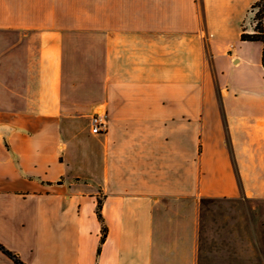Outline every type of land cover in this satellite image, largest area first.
<instances>
[{
  "label": "crops",
  "instance_id": "obj_1",
  "mask_svg": "<svg viewBox=\"0 0 264 264\" xmlns=\"http://www.w3.org/2000/svg\"><path fill=\"white\" fill-rule=\"evenodd\" d=\"M255 1L0 0V245L24 264H264Z\"/></svg>",
  "mask_w": 264,
  "mask_h": 264
},
{
  "label": "trees",
  "instance_id": "obj_2",
  "mask_svg": "<svg viewBox=\"0 0 264 264\" xmlns=\"http://www.w3.org/2000/svg\"><path fill=\"white\" fill-rule=\"evenodd\" d=\"M249 11L253 12V29L251 32H247L244 26L241 28L240 39L248 41H260L264 45V0H256L250 6ZM263 62H264V49H263ZM264 64V63H263ZM100 202L97 203L96 212L100 220ZM106 229L104 224H102V236L104 237ZM102 237V240H103ZM0 248L12 258L15 264H24L15 255L11 254L9 251L5 250L1 245Z\"/></svg>",
  "mask_w": 264,
  "mask_h": 264
},
{
  "label": "rangeland",
  "instance_id": "obj_3",
  "mask_svg": "<svg viewBox=\"0 0 264 264\" xmlns=\"http://www.w3.org/2000/svg\"><path fill=\"white\" fill-rule=\"evenodd\" d=\"M253 25H254V21H253V12L250 14L249 18L246 19L245 23H244V29L247 32H251L253 29ZM208 209V213H207V217H208V225L210 228H220V225H222L223 223L225 224V222L222 223V212L220 210V208L216 207L215 205L212 204H206L205 206ZM212 212H210V211ZM15 264V263H14Z\"/></svg>",
  "mask_w": 264,
  "mask_h": 264
},
{
  "label": "built area",
  "instance_id": "obj_4",
  "mask_svg": "<svg viewBox=\"0 0 264 264\" xmlns=\"http://www.w3.org/2000/svg\"><path fill=\"white\" fill-rule=\"evenodd\" d=\"M91 133L104 132L107 129V117L104 111H97L91 116Z\"/></svg>",
  "mask_w": 264,
  "mask_h": 264
}]
</instances>
